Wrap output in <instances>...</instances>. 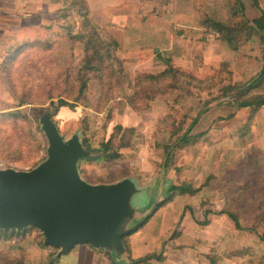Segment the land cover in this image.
I'll use <instances>...</instances> for the list:
<instances>
[{
  "label": "rangeland",
  "instance_id": "rangeland-1",
  "mask_svg": "<svg viewBox=\"0 0 264 264\" xmlns=\"http://www.w3.org/2000/svg\"><path fill=\"white\" fill-rule=\"evenodd\" d=\"M39 7L24 16L29 29L11 26L0 43V170L31 171L47 160L39 120L48 114L63 142L76 137L87 152L77 167L82 181L133 184L125 229H135L117 250L86 244L67 254L46 246L36 228L14 231L0 236V264H264V107L239 110L223 95L263 70L264 38L247 32L232 48L205 27L252 22L264 0ZM88 25L117 47L78 97ZM250 96H264V78ZM75 98V108L51 106ZM196 117V140L177 147Z\"/></svg>",
  "mask_w": 264,
  "mask_h": 264
},
{
  "label": "water",
  "instance_id": "water-1",
  "mask_svg": "<svg viewBox=\"0 0 264 264\" xmlns=\"http://www.w3.org/2000/svg\"><path fill=\"white\" fill-rule=\"evenodd\" d=\"M39 123L48 142L47 160L31 171L0 170V230L36 228L44 244L61 254L86 244L122 248V238L135 229H125L133 184L89 186L78 173L87 156L78 139L63 142L50 115Z\"/></svg>",
  "mask_w": 264,
  "mask_h": 264
},
{
  "label": "trees",
  "instance_id": "trees-1",
  "mask_svg": "<svg viewBox=\"0 0 264 264\" xmlns=\"http://www.w3.org/2000/svg\"><path fill=\"white\" fill-rule=\"evenodd\" d=\"M255 4H257V0H253ZM241 6V11H242ZM89 30L85 34H83L80 38L84 41L85 45V58L80 65V69L78 70V81L80 82V86L78 88V97H83L88 85V75L91 73L101 72L102 66L104 62L108 59L112 58L110 53L111 49H115L117 45L113 43H108L107 41L102 40L100 35L94 34L95 27L92 25H88ZM210 33L215 34L218 38L224 42H226L230 47L235 48L238 39L247 32L258 34L264 38V9L260 13V17L252 22H244L237 26H226L220 22H215L213 20H207L205 26ZM113 47V48H112ZM83 73V74H82ZM264 78V67L260 74L255 77L248 85H244L241 87H229L224 91V96L228 97V100L236 106L237 109H251L256 111L262 107H264V96H250L246 97V95L255 87L261 84ZM232 93L233 95L230 97L227 94ZM79 98H75L73 100L74 103H70L68 101L59 99L56 103L52 102L51 106L54 110H58L62 107L75 108V103H78ZM46 115V114H44ZM48 115V114H47ZM42 117V116H41ZM198 122V117H196L191 124L189 125L188 130L178 139L179 146H189L191 145L196 138L190 136V132L195 127ZM200 135L199 137H202ZM110 145L106 144V151H109ZM108 156L111 160L117 158V156H113L112 153H108ZM171 192H179V193H193L194 190L190 186H171L169 188ZM227 216L230 220H232L237 228H240L238 219L233 215L228 213ZM14 231H1L0 236L3 234L13 235ZM21 233V232H19ZM142 259L141 261H144ZM140 261V262H141ZM138 261H133L130 264H139ZM119 264V263H117Z\"/></svg>",
  "mask_w": 264,
  "mask_h": 264
},
{
  "label": "crops",
  "instance_id": "crops-1",
  "mask_svg": "<svg viewBox=\"0 0 264 264\" xmlns=\"http://www.w3.org/2000/svg\"><path fill=\"white\" fill-rule=\"evenodd\" d=\"M39 6L40 0H0V43L11 26L20 31L29 29L30 23H26L24 16H37L40 13Z\"/></svg>",
  "mask_w": 264,
  "mask_h": 264
},
{
  "label": "built area",
  "instance_id": "built-area-1",
  "mask_svg": "<svg viewBox=\"0 0 264 264\" xmlns=\"http://www.w3.org/2000/svg\"><path fill=\"white\" fill-rule=\"evenodd\" d=\"M4 170V169H3Z\"/></svg>",
  "mask_w": 264,
  "mask_h": 264
}]
</instances>
